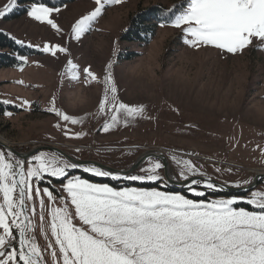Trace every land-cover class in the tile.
Listing matches in <instances>:
<instances>
[{"label":"rangeland","instance_id":"rangeland-1","mask_svg":"<svg viewBox=\"0 0 264 264\" xmlns=\"http://www.w3.org/2000/svg\"><path fill=\"white\" fill-rule=\"evenodd\" d=\"M34 3L60 9L52 18L61 33L28 16ZM185 4L186 0L104 3L92 29L76 40L72 26L98 7L95 0H0V12L5 13L0 17V136L22 153L54 146L75 160H93L120 170L129 169L143 153L160 149L175 180L185 181L179 175L183 161L190 160L198 169L195 176L233 188L251 185L257 173H264V47L254 40L237 55L212 47H190L182 30L172 26V19ZM153 9H159L155 26L144 27L131 39L136 15ZM46 43L67 47L71 55L57 53L53 57L42 51ZM69 59L81 69L80 82L70 79ZM89 65L99 82H82V70ZM109 65L118 101L144 105L146 110L143 117L127 118V124L121 113L120 122L104 132L103 126L113 114L110 106L107 114L99 112ZM53 97L57 109L83 123L65 122L50 111ZM76 133L86 135L76 138ZM0 150L8 152L1 145ZM41 152L67 159L51 149L34 155ZM154 160L163 164L158 158H149L129 174L144 175L142 169ZM92 166L99 167L85 164L69 170V176L116 188H157L203 199L195 197L189 186L185 192L166 188L164 167L159 170L163 182L141 183L83 171V167ZM51 179L59 189L60 182ZM203 182L198 190L206 191L208 200L237 197L246 201L252 193H264V177L251 190L239 193L205 189ZM45 186H49L47 180L41 184ZM239 206L257 210L247 203ZM34 220L39 223L38 218ZM36 238L44 248L47 242L39 230ZM47 259L51 261L50 256Z\"/></svg>","mask_w":264,"mask_h":264},{"label":"snow or ice","instance_id":"snow-or-ice-1","mask_svg":"<svg viewBox=\"0 0 264 264\" xmlns=\"http://www.w3.org/2000/svg\"><path fill=\"white\" fill-rule=\"evenodd\" d=\"M124 2L95 0L98 7L72 26L74 38L80 40L92 29L104 3ZM59 11L34 3L27 14L61 33L52 18ZM4 14L0 12V17ZM172 26L182 30L185 43L192 48L212 47L221 53L243 54L254 40L264 47V0H186L172 19ZM42 51L53 57L57 53L71 55L69 48L60 44L46 43ZM108 67L99 112L107 114L110 106L113 114L110 122L104 124V132L120 122L121 113L127 124V118L143 117L146 110L144 105L130 106L118 101L111 65ZM68 69L70 79L80 82L81 69L71 59ZM82 72L83 83L99 82L90 65ZM52 105L50 111L63 121L83 123L57 109L55 97ZM75 135L80 138L86 133ZM80 167L56 154L41 152L25 161L0 150V264H264V193H252L246 201L237 197L208 200L206 191L198 190L202 181L189 180L188 173L198 174L190 160L183 161L186 172L182 170L179 178L189 181V191L203 199L157 188H116L69 176V170ZM163 167L154 160L149 168L142 169L144 175L121 176L95 166L83 167V171L143 183L163 182L159 172ZM51 178L60 182L59 189L52 185ZM46 180L49 186L41 187ZM203 187L217 191L222 186L209 178ZM241 203L257 210L239 206ZM37 230L47 242L44 248L36 238Z\"/></svg>","mask_w":264,"mask_h":264},{"label":"water","instance_id":"water-1","mask_svg":"<svg viewBox=\"0 0 264 264\" xmlns=\"http://www.w3.org/2000/svg\"><path fill=\"white\" fill-rule=\"evenodd\" d=\"M0 145L2 147H4L6 151L14 153L16 156L20 157L21 159H23L25 161H27L29 157H31L32 155H34L38 151L50 150L51 149L52 151H56V152L60 153L61 155H63L69 161H71L73 163H77V164H80V165L94 164V165H97V166L101 167L104 170L112 171L113 173H118V174H122V175H126V174L134 172V170L139 168L147 159L155 157V158H158V159L162 160L163 164L165 165V167H164L165 177H166V182L169 185H171L172 187H175V188H183V187H186L189 184V181H180V180H175V179H169V177H171V176H170V173H169L170 168H169V161L167 159V156H165L164 152H161V153L157 152L156 153L155 150H149V151L143 153L134 162V164L129 169H126V170L121 169L120 170V169H114V168L109 167V166L106 167V165L100 164V163H98L96 161H93V160L92 161L75 160V159L71 158L69 155H67L66 153H64L63 151H61L59 148L54 147V146H38V147L32 149L31 151L22 153V152L17 151L10 144H8L6 142H2L1 140H0ZM261 177H264V173H257L255 175L254 180H253L251 185L246 186V187H241V188L229 187V186H226V185H224V184H222V183H220V182H218L216 180H213V179H211V180L214 183H216L218 186H222L221 188L226 190V191H230V192H246V191H249L252 188H254L258 184V180ZM191 179L207 181L209 178L203 177V176H195V177L189 178V180H191Z\"/></svg>","mask_w":264,"mask_h":264},{"label":"trees","instance_id":"trees-1","mask_svg":"<svg viewBox=\"0 0 264 264\" xmlns=\"http://www.w3.org/2000/svg\"><path fill=\"white\" fill-rule=\"evenodd\" d=\"M158 10L159 9H153V10H150V11H143L140 14L136 15V18H134V20H133V22L135 23L134 24L135 27L133 29H131V33H129L131 39H133L132 37L134 35L136 37L139 36L140 30L141 29L143 30L144 27H146V26H155V24H156L155 21H157L156 16H157V14L159 12ZM184 190L185 189H183L180 192H183ZM174 191H176V190H174Z\"/></svg>","mask_w":264,"mask_h":264},{"label":"bare ground","instance_id":"bare-ground-1","mask_svg":"<svg viewBox=\"0 0 264 264\" xmlns=\"http://www.w3.org/2000/svg\"><path fill=\"white\" fill-rule=\"evenodd\" d=\"M0 140L2 141V142H6L7 143V140L5 139V138H2L1 136H0ZM9 142V141H8ZM156 151V153L158 152V153H161V152H163L162 150H155ZM166 155V154H165ZM145 163V162H144ZM260 172V171H259ZM169 173H170V176L171 177H173V175L171 174V169L169 170Z\"/></svg>","mask_w":264,"mask_h":264}]
</instances>
